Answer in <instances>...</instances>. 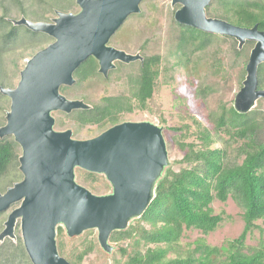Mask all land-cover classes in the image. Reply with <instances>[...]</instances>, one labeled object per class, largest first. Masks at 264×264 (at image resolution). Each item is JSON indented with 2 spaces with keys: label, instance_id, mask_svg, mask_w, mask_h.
Returning a JSON list of instances; mask_svg holds the SVG:
<instances>
[{
  "label": "water",
  "instance_id": "95a60500",
  "mask_svg": "<svg viewBox=\"0 0 264 264\" xmlns=\"http://www.w3.org/2000/svg\"><path fill=\"white\" fill-rule=\"evenodd\" d=\"M143 0H75L76 12L55 10L51 21H33L25 16L10 18L42 32L53 40L38 49L19 71L14 87L0 85L9 98L0 138L12 136L20 146L18 157L22 178L0 192V212L12 208L0 230V243L15 240L19 222L23 247L32 264H70L59 254L57 227L68 237L96 229L97 242L111 252L110 234L124 230L139 217L155 196L156 181L169 166L162 127L150 121H123L87 139L72 137L71 129L56 130L55 111L70 113L88 109L82 99H70L61 86L75 83L74 71L92 56L103 77L115 62L143 61L140 53H128L108 44L127 16L140 12ZM211 0H171L178 4L174 20L206 33L229 36L240 50L253 41L245 76L234 96L236 112H249L264 87H258V66L264 62V30L233 24L211 17L206 6ZM104 175L111 189L95 194L75 180V169Z\"/></svg>",
  "mask_w": 264,
  "mask_h": 264
},
{
  "label": "trees",
  "instance_id": "16d2710c",
  "mask_svg": "<svg viewBox=\"0 0 264 264\" xmlns=\"http://www.w3.org/2000/svg\"><path fill=\"white\" fill-rule=\"evenodd\" d=\"M2 1L0 85L6 87L18 69L16 53L21 52L22 55L27 50L35 53L53 39L25 26L13 25L8 8ZM6 1L9 4L15 2L20 14L28 16L25 0ZM44 4L42 10L61 9L49 4L48 0ZM73 4L71 1L67 8ZM206 12L208 16L240 26L257 24L258 29L264 30V0H211ZM37 19L46 20L47 17L40 14ZM168 35L171 42L167 55L174 56L176 64L182 65H186L196 53L208 50L218 39L216 34L179 24L174 18ZM221 37L229 41L234 57L246 63L252 42H246L239 50L234 38ZM167 55H144L143 61L137 62L135 71L126 76L128 94L104 95L98 101L88 102L90 108L73 110L66 113V117L80 126H104L117 123L124 113L148 109L158 89L160 76L165 80L171 77L173 67L168 65ZM119 65L124 64L119 63L110 74L118 71ZM97 69V61L92 56L86 58L73 73L76 78L73 86L106 80ZM72 87L61 86L60 91L65 92ZM258 87H264V63L258 67ZM211 89L210 86L198 85L196 94L204 98ZM0 97H3L1 93ZM260 117L257 110L241 114L232 105H222L219 112L207 115L211 127L204 126L191 115L190 124L171 128L179 132L174 142L183 152L182 157L164 169L156 181L155 196L145 211L126 229L110 234L109 239L120 245L118 251L123 264H264V227L257 223H264V138L260 136L264 125ZM161 121L165 120L161 118ZM56 125L63 126V121L59 120ZM190 136L193 138L188 141ZM20 153V146L12 136L0 138V192L21 177L18 171ZM96 180V174L85 172L84 181L93 183ZM229 197L242 211L244 225L241 233L221 246L210 245L203 237L195 239L192 246L190 243L183 246L181 238L185 230H197L206 235L221 226L224 218L222 214L214 213L211 203L215 199L225 202ZM253 230H258L260 237L252 246L246 243V238ZM57 231L60 234L62 227L58 226ZM10 244L12 249L7 248L0 264H30L23 244ZM96 246L94 238H85L79 246L68 251L63 240L57 247L70 264H81Z\"/></svg>",
  "mask_w": 264,
  "mask_h": 264
},
{
  "label": "rangeland",
  "instance_id": "374dc122",
  "mask_svg": "<svg viewBox=\"0 0 264 264\" xmlns=\"http://www.w3.org/2000/svg\"><path fill=\"white\" fill-rule=\"evenodd\" d=\"M47 0H25V6L28 12V18L36 21L40 14L45 15V21H51L55 17V10L76 12L79 6L75 0H48L49 4L55 5L61 9L42 10ZM73 1V6L67 8L70 2ZM3 6L8 8L10 18H19L22 16L14 2L9 4L6 0L2 1ZM179 8L178 4L171 6V0H143L140 3V12L127 16L120 27L114 32L109 39L108 44L119 49H123L128 53H140L144 55L161 54L167 55L170 48V38L168 30L171 27V19L174 18V11ZM3 11L0 3V13ZM207 13V12H206ZM218 39L213 43L212 47L203 52H198L191 57L186 65L176 64L177 59L174 56H168V65H172L171 77L167 80L163 76L159 78L158 89L154 93L152 100L149 102V108L146 110L135 109L132 112H127L121 115L119 121H150L162 127L163 136L166 142L169 165L177 159H180L183 152L177 149L174 140L179 132L171 129L173 126H179L184 123L190 124L189 116L193 115L204 126L211 127L207 119V115L211 112H219L220 107L223 105L228 107L232 105L233 99L237 91L242 85L241 74L245 68V63L236 59L232 54L227 39H222L221 36L216 34ZM38 50V49H37ZM36 50V51H37ZM34 52L29 50L22 53L17 52V66L10 79V85L6 87H14L19 80V71L25 65V60L32 56ZM18 54V55H17ZM25 54V55H23ZM249 54V49H248ZM248 57V56H247ZM137 62L119 65V70L109 73L106 80L91 81V83H82L79 86L72 87L65 92H61L70 99H82L88 102L98 101L104 95L110 94H128L127 74L135 71ZM117 69L118 64L115 62ZM132 64V65H131ZM75 82L76 78L74 77ZM198 85L210 86L211 91L201 98L197 96L196 89ZM9 98L3 95L0 97V122L5 123V112L9 108ZM90 105V104H89ZM251 110H257L260 114L262 125H264V98L256 101L255 106ZM62 111H55L52 113L56 130L71 129L72 137L76 139H87L94 137L104 131L110 125L98 126L84 125L80 126L76 122L68 119ZM161 118L165 121L162 122ZM62 120L63 126H58L56 123ZM261 138H264V127L260 132ZM193 137H189L188 141ZM19 166V165H18ZM176 168V165L174 166ZM18 171L20 172L19 168ZM85 170L81 168L75 169V180L82 186L89 189L95 194H105L111 189L109 182L104 175L96 174L97 180L93 183L84 181ZM92 173V172H90ZM21 177L14 179L19 181ZM12 185V184H11ZM91 185V186H90ZM18 203L12 205L8 210L0 212V222L3 227V222L12 208L17 206ZM214 213L222 214L224 220L219 228L206 235L197 230H185L181 238V244L185 247L192 246V242L203 237L210 245L221 246L225 244L226 240L237 237L243 229V220L241 217V209L230 197L221 202L213 200L211 203ZM133 223V219L130 221ZM129 223V224H130ZM264 227V223L257 221ZM0 228V230L2 229ZM14 233L15 240L5 239L0 243V262L2 256L6 254L7 248L12 249L10 242L22 243L19 222L16 224ZM264 237V232L262 234ZM260 233L258 230H253L247 235L246 243L248 245H256ZM94 238L97 246L82 260L81 264H123L120 258L118 248L120 245L110 241L113 246L111 252H105L97 242L96 229L85 230L78 236L68 237L65 229L62 227V232L59 234L57 231L56 242L63 240L66 250H70L73 246H79L83 239ZM19 239V240H18ZM124 244V243H123ZM1 245H5L1 247ZM58 248V247H57ZM60 254V253H59ZM27 259L29 260L28 256ZM23 260H26L24 257ZM30 261V260H29ZM22 264H26L23 262ZM28 264V263H27ZM30 264L31 261H30Z\"/></svg>",
  "mask_w": 264,
  "mask_h": 264
},
{
  "label": "flooded vegetation",
  "instance_id": "af4514ba",
  "mask_svg": "<svg viewBox=\"0 0 264 264\" xmlns=\"http://www.w3.org/2000/svg\"><path fill=\"white\" fill-rule=\"evenodd\" d=\"M257 25V24H256ZM253 26V25H252ZM252 26H250V27H252ZM257 27H258V25H257ZM260 30V29H259ZM246 42H248V41H246ZM246 42L244 43V45L246 44ZM250 42H252V46L250 47V49L253 47V45H254V42L253 41H250ZM243 45V46H244ZM243 48V47H242ZM241 48V49H242ZM250 49H249V52H250ZM248 56H249V54H248ZM247 60H248V57H247ZM247 60H246V63H247ZM136 61H139V60H136ZM133 62H135V61H133ZM140 62V61H139ZM122 63V62H121ZM129 63H132V62H129ZM246 63H245V65H246ZM264 63V62H263ZM124 64H128V63H124ZM262 64V63H261ZM115 67H116V63H115ZM259 67V66H258ZM115 68H113V69H111V70H109L108 71V73H107V76L105 77V78H107L108 77V74L110 73V71H112V70H114ZM245 69V68H244ZM121 122H123V121H121ZM117 123H120V121H118ZM117 123H115V124H117ZM115 124H112V125H115ZM112 125H110V126H112ZM109 126V127H110ZM108 128V127H107ZM106 128V129H107Z\"/></svg>",
  "mask_w": 264,
  "mask_h": 264
}]
</instances>
